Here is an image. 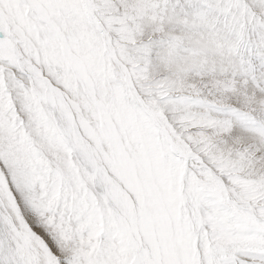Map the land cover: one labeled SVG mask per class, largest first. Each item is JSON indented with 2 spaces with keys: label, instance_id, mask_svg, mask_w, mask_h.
Returning <instances> with one entry per match:
<instances>
[{
  "label": "snow or ice",
  "instance_id": "obj_1",
  "mask_svg": "<svg viewBox=\"0 0 264 264\" xmlns=\"http://www.w3.org/2000/svg\"><path fill=\"white\" fill-rule=\"evenodd\" d=\"M0 264H264V0H0Z\"/></svg>",
  "mask_w": 264,
  "mask_h": 264
}]
</instances>
